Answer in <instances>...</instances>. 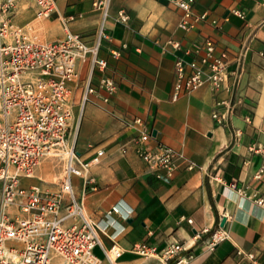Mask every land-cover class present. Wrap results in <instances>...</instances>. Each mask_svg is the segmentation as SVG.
<instances>
[{
  "label": "crops",
  "instance_id": "0c3cea01",
  "mask_svg": "<svg viewBox=\"0 0 264 264\" xmlns=\"http://www.w3.org/2000/svg\"><path fill=\"white\" fill-rule=\"evenodd\" d=\"M92 1L55 0L50 15L38 20L33 0H17L13 17L43 41L60 39L67 30L91 40L101 24L110 34V39H102L99 55L107 60L106 73L117 87L109 102L84 105L75 147L83 156L103 150L92 167L98 188L86 194L83 206L85 215L103 227L98 232L104 248H120L114 264H163L131 250L141 240L159 247L184 242L182 254H192L185 264H264V206L230 187L235 183L248 194L264 196V176L253 177L262 157L249 149L264 146V4L194 0L192 12L206 16L184 30L178 26L183 10L175 0H110L105 16ZM120 9L129 14L128 22L116 19ZM206 37L215 42L217 53L227 55V68L237 74L229 78L231 89L213 93L204 84L173 99L175 59L189 60L192 56L185 49L199 56ZM170 40H179L180 47ZM112 50L119 55L113 56ZM100 74L95 70L93 82ZM223 99L230 100V107L216 105ZM215 107L224 113V123L211 116ZM136 116L150 130L151 144L173 146L194 166L181 163L170 180L156 179L133 148L139 129L129 122ZM44 169L40 166L32 177H22L21 185L46 187ZM73 185L79 195V177L73 178ZM112 205L119 211L108 212ZM10 211L15 213V207ZM219 226L229 235L210 249L205 245L208 233L200 231ZM93 253L101 264H111L100 245Z\"/></svg>",
  "mask_w": 264,
  "mask_h": 264
},
{
  "label": "built area",
  "instance_id": "2783aa9c",
  "mask_svg": "<svg viewBox=\"0 0 264 264\" xmlns=\"http://www.w3.org/2000/svg\"><path fill=\"white\" fill-rule=\"evenodd\" d=\"M109 1L93 0L92 5L105 16ZM258 1L264 4V0ZM33 2L38 20L48 17L55 8V0ZM175 2L183 10L178 26L184 30L193 28L206 16L205 12H192L194 0ZM16 6L17 0H0V264H50L55 258L59 264H98L99 258L93 253L95 245H100L114 264L121 254L120 248L114 244L104 248L98 232L103 227L85 215L83 206L86 194L98 188L92 167L99 162L103 150L96 149L83 156L75 147L84 105L109 102L117 87L114 78L106 73L107 60L99 55L102 39H110V34L101 24L91 40L69 30L60 39L39 40L15 22ZM233 11L243 15L239 10ZM116 19L128 22L129 14L120 9ZM170 42L180 47L179 40ZM200 48L199 56L185 49L192 57L175 59L173 99L204 84L213 93L231 89L229 78L234 79L237 74L227 68V55L217 53L215 42L209 37ZM111 54L118 56L119 51L112 50ZM95 70L101 72L97 82L92 79ZM76 104L78 113L74 115ZM216 105L230 107V100L216 101ZM211 116L218 123L225 122L218 107ZM129 124L139 129L133 138L134 151L156 179L170 180L181 163L185 168L194 166L192 160L173 146L158 141L151 144V132L141 117H133ZM249 149L262 157L253 174L260 179L264 176V146L252 145ZM47 157L61 162L56 187L36 184L23 187L21 178L32 177L38 164ZM74 177L81 180L79 195L74 189ZM230 187L240 196L264 206V196L248 194L235 183ZM12 206L16 209L13 214ZM118 211L116 205L108 210ZM200 232L208 233L205 245L210 249L229 235L223 226L212 230L203 227ZM196 235L199 236L197 230ZM131 250L142 257L158 258L163 264H185L192 257L191 253L182 254L186 250L184 242L159 247L141 240Z\"/></svg>",
  "mask_w": 264,
  "mask_h": 264
},
{
  "label": "rangeland",
  "instance_id": "374dc122",
  "mask_svg": "<svg viewBox=\"0 0 264 264\" xmlns=\"http://www.w3.org/2000/svg\"><path fill=\"white\" fill-rule=\"evenodd\" d=\"M40 166L45 167L43 173L47 174L46 179L44 178V185L46 187H53L55 184L54 182L58 180V175L61 170V162L57 158L47 157L38 164L36 169H38ZM50 263L59 264V260L57 262L51 261ZM98 264H101V262Z\"/></svg>",
  "mask_w": 264,
  "mask_h": 264
},
{
  "label": "water",
  "instance_id": "95a60500",
  "mask_svg": "<svg viewBox=\"0 0 264 264\" xmlns=\"http://www.w3.org/2000/svg\"><path fill=\"white\" fill-rule=\"evenodd\" d=\"M153 135H154V131H153ZM220 223H221L220 225H223V223H224V218H222V220H221Z\"/></svg>",
  "mask_w": 264,
  "mask_h": 264
}]
</instances>
